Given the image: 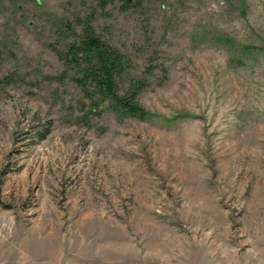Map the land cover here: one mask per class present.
<instances>
[{"label": "rangeland", "instance_id": "obj_1", "mask_svg": "<svg viewBox=\"0 0 264 264\" xmlns=\"http://www.w3.org/2000/svg\"><path fill=\"white\" fill-rule=\"evenodd\" d=\"M0 264H264V0H0Z\"/></svg>", "mask_w": 264, "mask_h": 264}, {"label": "trees", "instance_id": "obj_2", "mask_svg": "<svg viewBox=\"0 0 264 264\" xmlns=\"http://www.w3.org/2000/svg\"><path fill=\"white\" fill-rule=\"evenodd\" d=\"M131 3L132 0H126ZM73 57L79 54L87 56L89 60L96 61V65H92L91 77L94 81V89L98 92H103L111 97V101L115 103H122L126 110L131 112V115H138L139 109L132 105L129 100L118 96L114 76L119 70L121 63L120 55L117 51L105 45L101 39L95 35L92 27H86L81 39L70 46L69 52Z\"/></svg>", "mask_w": 264, "mask_h": 264}]
</instances>
